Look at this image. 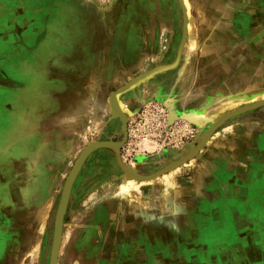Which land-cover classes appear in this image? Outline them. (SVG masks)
Masks as SVG:
<instances>
[{
  "label": "rangeland",
  "instance_id": "rangeland-1",
  "mask_svg": "<svg viewBox=\"0 0 264 264\" xmlns=\"http://www.w3.org/2000/svg\"><path fill=\"white\" fill-rule=\"evenodd\" d=\"M90 1L110 16L112 47H128L113 48L112 65L80 68L79 106L49 136L57 166L41 196L45 209L32 212L42 226L31 258L19 264L49 263L63 171L100 141L115 147L93 151L76 175L56 264H247L249 252L264 264V0H186L187 11L183 0H160L141 10L146 32L137 36L115 29L132 0ZM0 11L8 12V0ZM150 13L159 19L152 23ZM43 33L42 20L0 19L7 89L36 96L41 86L32 92L31 77L60 67L50 61L53 46L35 51Z\"/></svg>",
  "mask_w": 264,
  "mask_h": 264
},
{
  "label": "crops",
  "instance_id": "crops-1",
  "mask_svg": "<svg viewBox=\"0 0 264 264\" xmlns=\"http://www.w3.org/2000/svg\"><path fill=\"white\" fill-rule=\"evenodd\" d=\"M25 2L27 3L19 8L21 0H8V12L0 11V19L3 18L9 25L15 23L19 17L34 22L42 20L44 33L35 51L42 50L45 46H53L56 57L50 61L52 65L57 63L60 67H52V71L46 72L45 75L40 68L39 72L31 77L32 92H36L41 86V91L36 96L12 91L0 83V131L7 136L0 138V264H9L13 260L15 264H19V259L31 258L33 237L37 228L42 226V223L34 221L32 212L42 211L44 199L42 200L41 196L47 194V183L51 178L49 173L53 172L58 161L56 142L49 140V136L51 132L63 129L61 119L64 115H73L74 105L79 106L80 71L84 70L80 68L112 65L113 48L117 51L128 47L122 44H113L112 47V43L107 39V21H110V16L101 15L90 0ZM158 2L160 0H132L124 12L121 5V22L119 26L115 24L117 32L123 36L144 34L146 31L140 28L139 21L141 10L147 8L148 11V6L153 7ZM18 8L19 16H15L13 11ZM151 13L146 18L154 23L159 17H154ZM81 19L84 20V27L78 26ZM69 23L73 27L69 28ZM108 29L111 34L112 28ZM153 30L154 26L147 33H152ZM63 51L66 53H62ZM98 52L103 54H98L97 58ZM62 55L65 57L62 58ZM16 131L27 132L28 137H21L19 134L16 137ZM92 153L94 155L95 152ZM16 157L20 158L19 161ZM53 158L56 165L50 168L49 163ZM83 165L84 162L79 171ZM70 169L67 174L63 171V182ZM22 172H29L26 180L24 176H19ZM12 177L19 182L15 181L10 186L8 181ZM36 196H40L39 202L33 203ZM10 197L12 203L7 202ZM250 249L248 252L253 253L254 249ZM22 250V253H17ZM245 257L247 264H255L250 259L253 257L250 252L246 253Z\"/></svg>",
  "mask_w": 264,
  "mask_h": 264
},
{
  "label": "water",
  "instance_id": "water-1",
  "mask_svg": "<svg viewBox=\"0 0 264 264\" xmlns=\"http://www.w3.org/2000/svg\"><path fill=\"white\" fill-rule=\"evenodd\" d=\"M105 146L109 147H115V143L111 141H100V142H93L89 145H87L77 156L75 159V162L70 169L67 177L65 178V181L62 186L61 196L59 200V204L56 210L55 219H54V228H53V235H52V241H51V250L49 255V263L48 264H56L57 261V255H58V248L61 238V225H62V218L65 211V207L68 201L70 188L72 186V183L76 177V175L79 172V169L86 159V157L91 154L93 151H95L98 148H102ZM116 160L118 165L121 168H124L123 164L118 158V153H116ZM144 179H147L148 177H143Z\"/></svg>",
  "mask_w": 264,
  "mask_h": 264
},
{
  "label": "bare ground",
  "instance_id": "bare-ground-1",
  "mask_svg": "<svg viewBox=\"0 0 264 264\" xmlns=\"http://www.w3.org/2000/svg\"><path fill=\"white\" fill-rule=\"evenodd\" d=\"M183 4L185 5V8H186V11H187V9H188V3H187V1L186 0H183ZM187 14H188V12H187ZM81 25V27H84V20L83 19H81V20H79V25L78 26H80ZM67 26L69 27V28H71V27H73L70 23L69 24H67ZM75 26V28H76V25H74ZM188 24H187V30H188ZM196 43V42H195ZM196 45V44H195ZM66 48V47H65ZM233 106H231V107H229V108H232ZM228 108V109H229ZM229 112V111H228ZM170 169V168H169ZM162 171H164V170H162ZM167 174H165V175H163V176H166ZM129 177V176H128ZM153 179H154V177H153ZM193 179V178H192ZM134 180V179H133ZM150 180V179H149ZM196 180V179H195ZM132 182V181H131ZM130 182V183H131ZM132 183L130 184V187L128 186V187H124L125 189H128V190H130L131 188H132ZM136 185V184H135ZM123 186V185H122ZM70 191H71V188H70ZM128 193V192H127ZM69 194H70V192H69ZM88 197V196H87ZM131 197H132V195H131ZM138 198V197H137ZM141 198V197H140ZM84 202V201H83ZM141 204V203H140ZM45 205L46 204H44V206H41L42 207V210H44L45 209ZM48 207V206H47ZM39 212H40V210H39ZM56 214V213H55ZM38 215V214H37ZM37 220H41V215L39 216V218L37 219ZM42 221V220H41ZM61 227H62V225H61ZM50 250H51V246H50ZM49 253H50V251H49Z\"/></svg>",
  "mask_w": 264,
  "mask_h": 264
},
{
  "label": "flooded vegetation",
  "instance_id": "flooded-vegetation-1",
  "mask_svg": "<svg viewBox=\"0 0 264 264\" xmlns=\"http://www.w3.org/2000/svg\"><path fill=\"white\" fill-rule=\"evenodd\" d=\"M0 76H2L1 73H0Z\"/></svg>",
  "mask_w": 264,
  "mask_h": 264
}]
</instances>
